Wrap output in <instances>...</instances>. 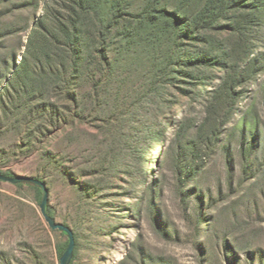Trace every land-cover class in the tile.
Wrapping results in <instances>:
<instances>
[{
  "label": "rangeland",
  "instance_id": "374dc122",
  "mask_svg": "<svg viewBox=\"0 0 264 264\" xmlns=\"http://www.w3.org/2000/svg\"><path fill=\"white\" fill-rule=\"evenodd\" d=\"M188 1L195 18L206 0ZM224 2L182 30L181 60L206 61L176 86L136 66L120 104L140 105L112 123L93 71L71 67L63 0H0V172L45 182L71 264H264V0ZM40 205L37 186L0 180V264H60L68 235Z\"/></svg>",
  "mask_w": 264,
  "mask_h": 264
},
{
  "label": "trees",
  "instance_id": "16d2710c",
  "mask_svg": "<svg viewBox=\"0 0 264 264\" xmlns=\"http://www.w3.org/2000/svg\"><path fill=\"white\" fill-rule=\"evenodd\" d=\"M224 1L226 0H206L195 18L185 19L182 15L186 14L191 3L188 0L173 6L175 11L169 10L165 5L167 0H142L140 6L136 5V0H63L61 8L67 13L66 18L62 17L60 22L65 38L63 46L70 52L71 67L77 74L76 78H80L82 71H93L90 74L92 92L89 94L96 99L101 97L102 100H111L114 104L107 106L110 113L108 120L112 123L120 122V115H124V111L120 109L125 108L130 113L132 107L140 105L126 107L120 104L126 99L124 92L132 88L130 82L133 68L141 66L159 84L165 77L164 82L168 81L176 86V82L180 80V71L176 68L206 61L197 58L181 60L180 42L193 38L182 30L186 26L195 31L211 26L220 18L217 6L225 3ZM112 49L115 51L113 57L110 55ZM171 66L173 69L169 71ZM184 74L187 75L188 72ZM155 81L148 79L145 85L147 88L138 98L151 101L157 94L153 89ZM63 82H67L65 77ZM65 97L71 98V95L65 93ZM76 99L73 96V101ZM144 110L151 109L148 106ZM37 190L41 201L42 191L38 187ZM47 213L52 216L48 206ZM63 251L64 246L58 248L60 254Z\"/></svg>",
  "mask_w": 264,
  "mask_h": 264
},
{
  "label": "water",
  "instance_id": "95a60500",
  "mask_svg": "<svg viewBox=\"0 0 264 264\" xmlns=\"http://www.w3.org/2000/svg\"><path fill=\"white\" fill-rule=\"evenodd\" d=\"M0 180L9 182L12 184H33L40 188L42 190V200H41V212L43 216L45 217L46 221L48 222L49 226L52 230H58L60 232H64L68 235L69 238V245L66 249V251L63 253V255L60 258V264H71V261L74 256V249H75V237L72 229L64 224L57 223L55 218L51 217L47 213V206L49 201V189L45 182L32 178V177H26V176H15V177H9L3 174H0Z\"/></svg>",
  "mask_w": 264,
  "mask_h": 264
}]
</instances>
